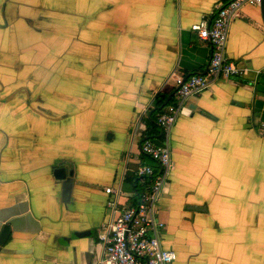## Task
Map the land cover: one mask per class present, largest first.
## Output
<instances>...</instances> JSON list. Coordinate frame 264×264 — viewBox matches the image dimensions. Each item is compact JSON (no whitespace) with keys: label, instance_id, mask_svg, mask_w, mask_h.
Wrapping results in <instances>:
<instances>
[{"label":"crops","instance_id":"obj_1","mask_svg":"<svg viewBox=\"0 0 264 264\" xmlns=\"http://www.w3.org/2000/svg\"><path fill=\"white\" fill-rule=\"evenodd\" d=\"M228 1L0 0V264L98 263L96 235L116 215L106 203L132 207L146 186L142 119L156 95L170 99L156 119L176 101L174 75L206 73L210 46L191 28ZM225 59L243 76L187 99L168 137L157 211L173 264H264L259 7L230 23ZM110 107L107 140L97 121Z\"/></svg>","mask_w":264,"mask_h":264},{"label":"built area","instance_id":"obj_2","mask_svg":"<svg viewBox=\"0 0 264 264\" xmlns=\"http://www.w3.org/2000/svg\"><path fill=\"white\" fill-rule=\"evenodd\" d=\"M261 1L229 0L216 7L210 19H202L191 28L202 42L210 46L207 71L203 75L189 77L174 75L176 101L167 106L156 119L164 143L144 139L139 145L140 160L134 176L146 186L138 193L136 204L117 211L116 201L106 203V207L116 215L109 223L101 226L96 235L97 242L103 248L97 264H173L176 261L174 251L161 247L160 231L164 225L159 221L157 211L163 186L173 170L167 147L170 130L187 99L203 93L219 81L243 76V69L225 59L228 29L243 8L258 7ZM257 131L264 136V124ZM145 160L153 162L158 170L146 164ZM105 193L113 195L114 191L107 188Z\"/></svg>","mask_w":264,"mask_h":264},{"label":"trees","instance_id":"obj_3","mask_svg":"<svg viewBox=\"0 0 264 264\" xmlns=\"http://www.w3.org/2000/svg\"><path fill=\"white\" fill-rule=\"evenodd\" d=\"M169 102H170V99L168 100V97L162 96V95H156L155 100H154L153 111H151L149 114H147L146 117L142 119V122L146 127V135L149 139H153L157 137L160 138L162 136L160 130L158 129L157 123H156V115L158 112L162 110L161 107L164 104L167 105Z\"/></svg>","mask_w":264,"mask_h":264},{"label":"water","instance_id":"obj_4","mask_svg":"<svg viewBox=\"0 0 264 264\" xmlns=\"http://www.w3.org/2000/svg\"><path fill=\"white\" fill-rule=\"evenodd\" d=\"M260 8L261 18L264 25V0L261 1L260 5L258 6ZM69 177L73 176V170L72 168L68 172ZM54 177L58 180H63L66 178V168H58L54 170ZM9 227L8 225H5L2 227V230L0 232V248L3 247L9 237Z\"/></svg>","mask_w":264,"mask_h":264},{"label":"rangeland","instance_id":"obj_5","mask_svg":"<svg viewBox=\"0 0 264 264\" xmlns=\"http://www.w3.org/2000/svg\"><path fill=\"white\" fill-rule=\"evenodd\" d=\"M111 108V107H110ZM109 119H108V118ZM99 120L100 121H97L98 122V125L99 127H105L104 129H102L100 132H99V137H104V138H108V136H110L108 133H105V130L108 129V126L112 128V108L109 110V112H107V116H106V119H104L103 116H99ZM108 140V139H107ZM158 206V205H157ZM195 259H199V256L196 257ZM196 260H194L195 262Z\"/></svg>","mask_w":264,"mask_h":264}]
</instances>
